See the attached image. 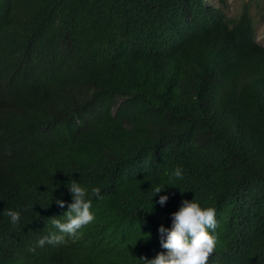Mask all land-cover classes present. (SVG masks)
<instances>
[{"label": "trees", "instance_id": "obj_1", "mask_svg": "<svg viewBox=\"0 0 264 264\" xmlns=\"http://www.w3.org/2000/svg\"><path fill=\"white\" fill-rule=\"evenodd\" d=\"M226 3L0 0V264H141L184 199L215 208L208 264H264V46ZM70 179L95 219L30 251Z\"/></svg>", "mask_w": 264, "mask_h": 264}, {"label": "clouds", "instance_id": "obj_2", "mask_svg": "<svg viewBox=\"0 0 264 264\" xmlns=\"http://www.w3.org/2000/svg\"><path fill=\"white\" fill-rule=\"evenodd\" d=\"M171 175L176 178L182 177V168L177 166ZM66 186L71 196V202L61 198L54 199L52 193L56 185L52 183L50 202L44 206L45 208L49 207L51 203L54 202L59 207L63 208L65 204H67V210L63 214L64 218L61 219V216L50 218L55 230L41 237L36 242V245L30 248V251L35 252L36 246L42 247L45 242L53 245L65 243L66 234H76L84 225L89 224L95 219L90 192L91 196L103 199L101 188L92 186L91 189H89L88 186H85L80 180L76 179H70ZM166 186L169 185L166 183H159L152 188V195L150 197L152 210L153 202L151 198L157 193H161ZM181 192L183 191L181 190ZM168 199L169 196L163 194L159 196L156 203L163 206ZM32 207H34V205ZM4 215L9 218L13 227L20 224L22 216L21 210L7 208L4 210ZM170 215L171 226L165 227L161 224L158 228L161 246L166 249V251L158 253L153 258L141 256L139 258L141 264H208L209 256L214 252L217 242L216 229L218 221L215 215V208L211 206L203 207L195 199L191 201L184 199L179 209L172 212ZM142 234H147V238L150 237V233ZM147 238L141 236L138 239Z\"/></svg>", "mask_w": 264, "mask_h": 264}, {"label": "rangeland", "instance_id": "obj_3", "mask_svg": "<svg viewBox=\"0 0 264 264\" xmlns=\"http://www.w3.org/2000/svg\"><path fill=\"white\" fill-rule=\"evenodd\" d=\"M245 8L253 22L255 40L264 46V0H227L223 12L227 19L234 20Z\"/></svg>", "mask_w": 264, "mask_h": 264}, {"label": "bare ground", "instance_id": "obj_4", "mask_svg": "<svg viewBox=\"0 0 264 264\" xmlns=\"http://www.w3.org/2000/svg\"><path fill=\"white\" fill-rule=\"evenodd\" d=\"M218 14V13H217ZM215 15V14H214ZM224 25V24H223ZM235 38V37H234ZM235 65V64H234ZM14 66V65H13Z\"/></svg>", "mask_w": 264, "mask_h": 264}]
</instances>
